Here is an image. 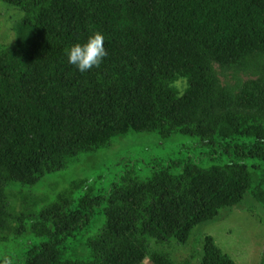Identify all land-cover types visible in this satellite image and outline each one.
Instances as JSON below:
<instances>
[{
  "label": "trees",
  "instance_id": "1",
  "mask_svg": "<svg viewBox=\"0 0 264 264\" xmlns=\"http://www.w3.org/2000/svg\"><path fill=\"white\" fill-rule=\"evenodd\" d=\"M2 1L24 17L0 46V264H175L168 241L264 206V0ZM95 32L108 56L81 73L66 49ZM140 133L199 149L39 194ZM201 264L237 262L208 235Z\"/></svg>",
  "mask_w": 264,
  "mask_h": 264
},
{
  "label": "rangeland",
  "instance_id": "2",
  "mask_svg": "<svg viewBox=\"0 0 264 264\" xmlns=\"http://www.w3.org/2000/svg\"><path fill=\"white\" fill-rule=\"evenodd\" d=\"M24 13L0 0V46L13 45L17 40V27ZM159 135L144 133L131 134L118 139L115 145L83 155L78 161L39 185V194L46 190L66 186L69 181L88 178L91 182L107 186L113 181L117 171L126 161L149 164L157 157L168 158L179 152H193L199 149L189 138L158 142ZM152 165V164H150ZM145 167V166H144ZM26 187L27 194H34ZM214 236L221 249L229 254L237 264H264V206L248 193L245 200L234 208L222 210L220 216L194 229L187 243L170 240L160 250L168 253L175 264H201L205 238ZM11 257L6 248L0 258ZM146 264V263H145ZM150 264V263H149Z\"/></svg>",
  "mask_w": 264,
  "mask_h": 264
},
{
  "label": "clouds",
  "instance_id": "3",
  "mask_svg": "<svg viewBox=\"0 0 264 264\" xmlns=\"http://www.w3.org/2000/svg\"><path fill=\"white\" fill-rule=\"evenodd\" d=\"M68 63L81 73L100 68L108 56L103 33L95 32L86 42L76 43L66 49Z\"/></svg>",
  "mask_w": 264,
  "mask_h": 264
}]
</instances>
